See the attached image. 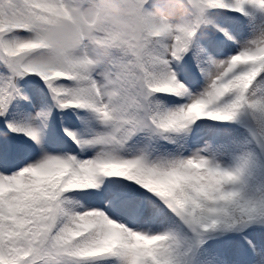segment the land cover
Returning <instances> with one entry per match:
<instances>
[{"label": "snow or ice", "instance_id": "obj_1", "mask_svg": "<svg viewBox=\"0 0 264 264\" xmlns=\"http://www.w3.org/2000/svg\"><path fill=\"white\" fill-rule=\"evenodd\" d=\"M128 6L57 63L100 6L0 0V264H264V0Z\"/></svg>", "mask_w": 264, "mask_h": 264}, {"label": "clouds", "instance_id": "obj_2", "mask_svg": "<svg viewBox=\"0 0 264 264\" xmlns=\"http://www.w3.org/2000/svg\"><path fill=\"white\" fill-rule=\"evenodd\" d=\"M100 6L103 19L97 20L88 17L78 21L61 22L52 35V47L38 50L37 59L55 60L63 63L66 59L88 60L95 55L94 46L98 45L99 55H95L97 61L109 59L121 48L132 50L133 44L139 42L146 26L143 22L130 17V0H94ZM113 17L125 18L120 21L121 27L127 38L121 43L111 42L100 44L97 34L105 31L103 23ZM152 40L156 37L153 35Z\"/></svg>", "mask_w": 264, "mask_h": 264}]
</instances>
